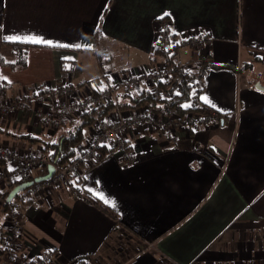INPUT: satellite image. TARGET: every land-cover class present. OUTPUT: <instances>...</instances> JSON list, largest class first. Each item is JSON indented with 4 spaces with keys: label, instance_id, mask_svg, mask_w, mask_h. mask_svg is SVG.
I'll return each mask as SVG.
<instances>
[{
    "label": "crops",
    "instance_id": "obj_1",
    "mask_svg": "<svg viewBox=\"0 0 264 264\" xmlns=\"http://www.w3.org/2000/svg\"><path fill=\"white\" fill-rule=\"evenodd\" d=\"M163 20L178 36L212 38L199 95L208 99H199L220 119L168 132L140 127L127 134L132 162L107 153L70 183L33 196L21 212L17 252L25 264L39 263L42 255L51 261L41 264L264 260V89L257 87H264V0H0V82L13 97L40 86L70 87L72 93L59 95L69 100L88 86L95 93L113 86L104 104L114 107L102 119L140 113L148 105L130 100L151 82L131 94L124 83L160 60L154 44ZM37 39L52 43L31 42ZM12 42L28 44L23 68L13 63ZM180 55L191 58L186 50ZM30 95L32 106L47 104ZM78 115L58 127L31 109L0 117V147L41 152L37 138H56ZM97 121L84 127L77 150L95 133ZM81 190L116 218L87 202ZM7 210L0 208L3 235ZM0 264H15L2 249Z\"/></svg>",
    "mask_w": 264,
    "mask_h": 264
},
{
    "label": "built area",
    "instance_id": "obj_2",
    "mask_svg": "<svg viewBox=\"0 0 264 264\" xmlns=\"http://www.w3.org/2000/svg\"><path fill=\"white\" fill-rule=\"evenodd\" d=\"M212 45L213 40L210 37L186 38L174 34L169 22L163 20L154 44V49L160 55V60L155 61L145 73L132 75L124 83V89L128 94H131L141 83L151 82L148 87L149 94L157 99L169 100L180 94V78L191 74L187 80V100L176 103L174 108L161 106L152 109L146 106L140 113H129L117 120H98L95 125L96 131L89 136L85 146L78 149L70 161L59 166H55L50 158L41 152H18L0 147V208L6 202L11 185L15 186L31 180L37 175L45 174L47 166L54 165V172L49 178L34 181L24 190L17 192L8 203L6 217L8 225L6 233L3 235V252L9 262L26 263L24 256L17 252L23 227L21 214L23 205L36 194L70 183L73 178L80 176L83 169L92 164L103 148L119 154L123 161L132 162L134 156L127 138L129 132L143 126H153L168 132L173 128L191 126L198 122L214 123L220 119L217 111L206 106L199 99L203 83L197 73L203 59L208 58V51ZM182 50L190 52L189 60H181L180 52ZM191 61L200 63L198 66H190L189 62ZM114 89L113 86L100 87L99 92L94 93L88 86L85 94L69 100L59 95L60 93H65V95L72 93L70 87L52 89L40 86L33 93L25 92L23 96L13 97L8 93L7 87L0 82V117L31 109L37 119L51 122L55 127H58L63 120L88 112L103 104L105 100L111 98ZM30 94L43 97L47 104L32 106L33 98ZM185 104L190 107H183ZM179 108H187V111L179 114L176 112V109ZM40 170L44 172L36 174ZM50 261L49 255H42L37 264Z\"/></svg>",
    "mask_w": 264,
    "mask_h": 264
},
{
    "label": "trees",
    "instance_id": "obj_3",
    "mask_svg": "<svg viewBox=\"0 0 264 264\" xmlns=\"http://www.w3.org/2000/svg\"><path fill=\"white\" fill-rule=\"evenodd\" d=\"M12 50L13 54L15 55V66L23 68L25 66V51L28 47V44H23L21 42H12L7 43ZM210 67V64L208 62V58H204L200 69L197 73L200 77L202 76L203 72ZM222 67V66H221ZM226 67V66H225ZM191 76V74L184 75L179 80V86H180V94L177 96H174L173 98L169 100L165 99H157L152 97L148 91H143L139 96L133 98L130 100V103L133 106L138 105H148L151 107H161V106H169L171 108L175 107V104L178 102H183L187 100L188 98V87H187V80ZM95 93V92H94ZM114 107V104L112 102L103 103L98 107L93 108L92 110L84 113H80L75 120H71L70 122H65L66 124L62 128L63 130H60V134L54 138V139H48V140H40L37 138L38 143L41 145V153L46 154L51 162L55 166H59L61 164L67 163L68 161L73 158V156L77 152V146L82 142L84 139V127L87 125L93 124L96 120L102 119V117L107 114L112 108ZM187 111V108H179L176 109V112L179 114H183ZM19 137L24 139H36L27 135H20ZM55 141V143H53ZM107 153H112L109 149H102L100 154L95 159H100ZM44 171L40 170L36 172V174H42ZM80 181V179L78 180ZM14 185H11L10 188L12 189ZM80 186L74 187L75 190L78 191ZM81 195L84 197V199L95 205L97 208L103 210L107 214H109L111 217H115L114 214L105 207L96 197L91 195L90 193L81 190ZM8 203H4L3 208L8 207ZM116 218V217H115ZM0 249L3 248V233L0 229Z\"/></svg>",
    "mask_w": 264,
    "mask_h": 264
},
{
    "label": "water",
    "instance_id": "obj_4",
    "mask_svg": "<svg viewBox=\"0 0 264 264\" xmlns=\"http://www.w3.org/2000/svg\"><path fill=\"white\" fill-rule=\"evenodd\" d=\"M257 87H259L260 89H264V87H261L259 85H257ZM53 172H54V165L50 164L47 166V172L45 174L37 175L31 180H28L20 184H16L7 194L6 202L9 203L11 199L17 194V192L24 190L25 188L30 186L34 181H40L42 179L49 178L53 174Z\"/></svg>",
    "mask_w": 264,
    "mask_h": 264
},
{
    "label": "snow or ice",
    "instance_id": "obj_5",
    "mask_svg": "<svg viewBox=\"0 0 264 264\" xmlns=\"http://www.w3.org/2000/svg\"><path fill=\"white\" fill-rule=\"evenodd\" d=\"M165 15H168V13H165ZM5 39L10 40V41H15V40L17 39V37H15V36H8V37H5ZM31 42H33V43H45V44H51V43H52V41L43 40V39H37V40H33V41H31ZM76 47H79V45H76ZM13 63H14V61H13ZM3 78L6 79V77H3ZM9 82H10V81H9ZM177 94H179V93H177ZM199 98H200L201 100H204L205 102H207V99H208V98L205 97V96H200ZM183 107H190V105L185 104V105H183ZM53 143H55V141H53ZM17 179H20V177H17ZM99 198H100V199H103L105 203L112 204L113 206H114V204H115L114 201L107 199V198H106L105 196H103V195H100Z\"/></svg>",
    "mask_w": 264,
    "mask_h": 264
},
{
    "label": "rangeland",
    "instance_id": "obj_6",
    "mask_svg": "<svg viewBox=\"0 0 264 264\" xmlns=\"http://www.w3.org/2000/svg\"><path fill=\"white\" fill-rule=\"evenodd\" d=\"M52 189V188H51ZM258 264H264V260L258 261Z\"/></svg>",
    "mask_w": 264,
    "mask_h": 264
}]
</instances>
